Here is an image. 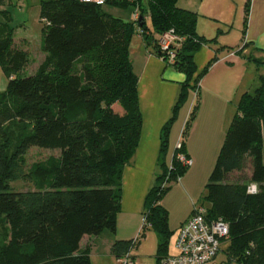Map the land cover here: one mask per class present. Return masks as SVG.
I'll list each match as a JSON object with an SVG mask.
<instances>
[{"label":"trees","instance_id":"16d2710c","mask_svg":"<svg viewBox=\"0 0 264 264\" xmlns=\"http://www.w3.org/2000/svg\"><path fill=\"white\" fill-rule=\"evenodd\" d=\"M178 2L150 0L143 6L151 30L145 19L137 25L105 13L104 6L41 0L45 22L41 50L46 58L35 74L25 78L18 74L29 56L14 45L16 26L0 21V62L12 77L0 94V264H92L83 239L105 230L116 234L123 174L139 147L143 126L139 78L129 51L139 27L147 46L160 58L157 36L174 29L185 38L171 67L186 80L163 126L161 173L145 199L141 234L116 240L111 252L122 259L151 228L159 237L158 262L167 254L173 232L162 202L171 189L169 183L188 171L175 151L169 161V135L190 92L197 91L217 61L211 59L197 75L196 53L204 45L216 44L217 38L200 36L198 14L180 8ZM251 5L247 0L244 32ZM249 60L258 69L264 64V59ZM259 78L260 86L242 95L237 105L203 198L208 216L229 224L230 240L224 250L228 261L237 264H264V74ZM196 109L183 130L185 140ZM34 147L61 154L34 163L22 176L33 189L15 191L17 170L26 166V155ZM248 167L249 177L230 181V175H243ZM251 184L258 186L256 194L249 193Z\"/></svg>","mask_w":264,"mask_h":264},{"label":"crops","instance_id":"0c3cea01","mask_svg":"<svg viewBox=\"0 0 264 264\" xmlns=\"http://www.w3.org/2000/svg\"><path fill=\"white\" fill-rule=\"evenodd\" d=\"M40 1L36 9L41 13ZM245 5V0L178 2L180 8L198 14L197 31L200 36L209 40L217 38L216 44L204 45L196 53L197 75L211 59L217 57V61L200 80L196 114L185 140L186 154L193 164L181 178V184L172 186L162 202L169 211V228L173 232L169 241L173 247L171 250L168 247L166 255L176 254L178 230L190 218L193 205L196 204L197 195L191 180L199 174L210 172L216 164L242 95L253 93L258 88L250 91L259 79V70H263L258 69L249 58H256L264 50V0H255L251 6L248 26L244 32ZM26 23L29 24L28 21ZM129 51L134 72L139 78V104L143 117L141 140L123 174L121 211L117 216L116 234L105 230L99 236L83 239L82 247H89L92 264H120L111 252L115 241L139 238L144 226L146 196L161 173L159 155L163 126L171 118L181 85L186 80L183 73L167 66L147 46L140 34L133 36ZM191 108L186 111L190 112ZM188 116V112L181 115L172 127L169 161ZM175 192L185 198V204L172 205L168 202V198L171 199ZM158 245V235L153 229L147 228L144 237L139 239L137 246L130 252L134 264H158Z\"/></svg>","mask_w":264,"mask_h":264},{"label":"rangeland","instance_id":"374dc122","mask_svg":"<svg viewBox=\"0 0 264 264\" xmlns=\"http://www.w3.org/2000/svg\"><path fill=\"white\" fill-rule=\"evenodd\" d=\"M39 1L40 0H0V21H9L13 26H16V29L14 32V45L16 47L23 49L25 52H27L29 56L28 65L22 70V72L18 74V76L21 78L29 77L35 74L36 71L41 66V64L44 62L45 56H46L45 53H43L41 50V37H42L43 29L45 27V22L42 20L39 10L36 9L37 7H39ZM184 1L185 0H180V3ZM245 1L247 3V0ZM254 2L255 0H251L252 5L254 4ZM28 7H29V10H28ZM102 10L105 13L112 15L116 18H121L125 21L132 20L133 10L131 8L126 9V8H120L117 6L106 5L102 8ZM28 13H30V15ZM26 21H28L29 24H27ZM146 21H147L148 28L153 30L150 17H148ZM136 34L138 35L139 33H136ZM256 58L264 59V52L262 51L261 53L257 54ZM261 69L263 71L259 70L260 72L259 74L263 75L264 74V64L262 65ZM197 73H198V70H197ZM10 78H12L11 75H7L5 73L4 65L2 62H0V94H3L4 92H6L7 85H8ZM260 80H261L260 78L256 80V84H254V86L251 88L250 91L253 92L256 87H259ZM198 101H199V92H196V90L191 91L185 105L179 111L177 118H180L181 115L188 112L189 114L188 119H189L190 114L193 111L194 107L197 106ZM190 106H192L190 112L186 111L188 110ZM185 126L186 124H184V127ZM184 127H183V130H184ZM172 130L173 129H171V131ZM180 133L182 134L183 132H180ZM170 138H171V132L169 135V146H170V151H171L172 146L170 143ZM175 147H176V144L173 148V151H175ZM263 150H264V138H263ZM60 154L61 152L59 150L41 149L37 147L31 148L26 155V166L24 168H20L17 170V179L14 183H12L13 190L26 191V190L33 189L31 185L26 184L23 181L22 176L28 172L29 168L34 163L44 161L52 156L58 157L60 156ZM214 167L215 165L210 170V172L206 174H199L198 176L194 177V180L193 179L191 180L192 186L197 195L196 203L204 202L203 198L208 193L207 185L209 183V178H210V175ZM188 171H189V168H188ZM186 174H184L181 178H183ZM249 175H250V167L246 169L243 175L239 173H234L230 175L229 179L230 181H236L241 177L247 178L249 177ZM181 178L178 180L172 181L171 183H169V186L172 187L176 184H181L180 182ZM186 187L189 190V187L187 186V184H186ZM168 202L169 203L171 202L172 205L173 204L179 205V204H182V202L183 203L185 202V198H183L182 196H180V194L175 192L174 194H172L171 199L168 198ZM172 245L173 244L170 243L169 245L170 250L173 247ZM227 248H228V244H226L225 246L226 250ZM226 250H224V252L219 254L218 258L215 261V264H237V263H232L228 261V258L225 254Z\"/></svg>","mask_w":264,"mask_h":264},{"label":"built area","instance_id":"2783aa9c","mask_svg":"<svg viewBox=\"0 0 264 264\" xmlns=\"http://www.w3.org/2000/svg\"><path fill=\"white\" fill-rule=\"evenodd\" d=\"M82 3L106 6L109 3L127 4L133 10L132 21L140 24L139 20H147L149 16L143 17V6L150 0H80ZM138 33L143 36L144 32L139 27ZM185 38L171 29L156 38V46L161 52V59L167 66L174 65L176 55L181 50ZM160 58V57H159ZM198 92V90L196 91ZM184 135L181 134L176 147L175 154L178 162L186 168L193 164L189 156L184 152ZM172 169V166H171ZM249 193L256 194L258 186L251 184ZM208 205L196 203L190 218L180 227L176 238V254L165 255L158 264H215L219 254L223 252L230 240V226L223 218H211L208 216ZM145 223V220H144ZM120 264H134L131 253L119 260Z\"/></svg>","mask_w":264,"mask_h":264},{"label":"water","instance_id":"95a60500","mask_svg":"<svg viewBox=\"0 0 264 264\" xmlns=\"http://www.w3.org/2000/svg\"><path fill=\"white\" fill-rule=\"evenodd\" d=\"M139 22H140V24H142V23H143V19H142V18H140Z\"/></svg>","mask_w":264,"mask_h":264}]
</instances>
